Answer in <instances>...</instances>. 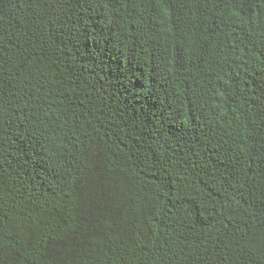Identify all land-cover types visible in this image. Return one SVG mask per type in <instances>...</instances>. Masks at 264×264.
I'll list each match as a JSON object with an SVG mask.
<instances>
[{
    "label": "trees",
    "instance_id": "trees-1",
    "mask_svg": "<svg viewBox=\"0 0 264 264\" xmlns=\"http://www.w3.org/2000/svg\"><path fill=\"white\" fill-rule=\"evenodd\" d=\"M0 264H264V0H0Z\"/></svg>",
    "mask_w": 264,
    "mask_h": 264
},
{
    "label": "bare ground",
    "instance_id": "bare-ground-1",
    "mask_svg": "<svg viewBox=\"0 0 264 264\" xmlns=\"http://www.w3.org/2000/svg\"><path fill=\"white\" fill-rule=\"evenodd\" d=\"M123 250V249H122Z\"/></svg>",
    "mask_w": 264,
    "mask_h": 264
}]
</instances>
